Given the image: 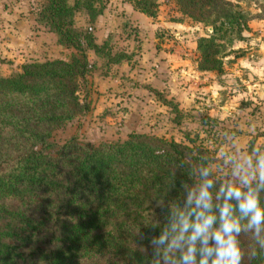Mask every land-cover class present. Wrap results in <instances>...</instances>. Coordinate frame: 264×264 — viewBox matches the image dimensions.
<instances>
[{
  "label": "trees",
  "instance_id": "1",
  "mask_svg": "<svg viewBox=\"0 0 264 264\" xmlns=\"http://www.w3.org/2000/svg\"><path fill=\"white\" fill-rule=\"evenodd\" d=\"M129 1L154 16L158 0ZM173 1L182 15L211 28L195 40V68L219 74L222 58L247 31L246 13L230 0ZM78 6L89 23L101 11L96 0H41L35 17L57 44L73 49L67 60H30L0 74V264H180V251H157L154 241L181 215L195 219L196 199L208 184L213 230L228 204L241 226V264H264V231L248 229L237 201L226 200L230 185L212 175L206 147L137 132L97 144L76 136L49 140L89 110L80 93L93 68L85 49L109 63L126 59L96 43L90 29L74 27ZM231 187L251 191L264 207L259 177ZM201 258L198 251L197 264Z\"/></svg>",
  "mask_w": 264,
  "mask_h": 264
},
{
  "label": "rangeland",
  "instance_id": "2",
  "mask_svg": "<svg viewBox=\"0 0 264 264\" xmlns=\"http://www.w3.org/2000/svg\"><path fill=\"white\" fill-rule=\"evenodd\" d=\"M73 0H68L71 4ZM248 17L243 39L222 58V70L195 68V40L209 26L182 15L173 0H158L154 16L129 0H96L93 22L75 8L73 25L90 29L96 43L126 59L109 63L85 49L93 68L80 93L89 110L52 132L60 143L123 140L130 132L152 134L210 151L215 178L244 187L259 177L264 157V0H230ZM41 0H0V74L20 70L30 60L68 59L73 49L35 21ZM210 28V29H208Z\"/></svg>",
  "mask_w": 264,
  "mask_h": 264
},
{
  "label": "clouds",
  "instance_id": "3",
  "mask_svg": "<svg viewBox=\"0 0 264 264\" xmlns=\"http://www.w3.org/2000/svg\"><path fill=\"white\" fill-rule=\"evenodd\" d=\"M256 167L260 181L264 182V157L259 159ZM241 183L247 185L249 181L246 177H242ZM208 187L210 184L202 187L196 199L195 219L181 215L177 224H173L170 230L164 231L155 239L157 251L160 249H165L166 252L180 251V264H197L198 251L202 255L199 264H209L210 257V264H241L242 253L236 239L241 226L232 219V209L225 204L220 209V227L218 230H213L216 217L208 214L211 211ZM224 193L226 200L237 201L240 213L248 218L246 226L248 229H254L257 234L264 231V207L260 206L258 198L251 191L245 193L239 188L229 186L224 189ZM210 239L214 240V244H209ZM198 243L201 245L199 249ZM165 259L167 262V256Z\"/></svg>",
  "mask_w": 264,
  "mask_h": 264
},
{
  "label": "water",
  "instance_id": "4",
  "mask_svg": "<svg viewBox=\"0 0 264 264\" xmlns=\"http://www.w3.org/2000/svg\"><path fill=\"white\" fill-rule=\"evenodd\" d=\"M208 29H210V28H208Z\"/></svg>",
  "mask_w": 264,
  "mask_h": 264
}]
</instances>
